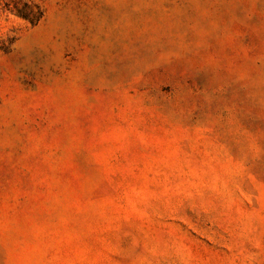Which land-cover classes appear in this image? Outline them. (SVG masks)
Instances as JSON below:
<instances>
[{
  "label": "rangeland",
  "instance_id": "rangeland-1",
  "mask_svg": "<svg viewBox=\"0 0 264 264\" xmlns=\"http://www.w3.org/2000/svg\"><path fill=\"white\" fill-rule=\"evenodd\" d=\"M0 264H264V0H0Z\"/></svg>",
  "mask_w": 264,
  "mask_h": 264
},
{
  "label": "trees",
  "instance_id": "trees-1",
  "mask_svg": "<svg viewBox=\"0 0 264 264\" xmlns=\"http://www.w3.org/2000/svg\"><path fill=\"white\" fill-rule=\"evenodd\" d=\"M41 16V15H40ZM40 16L36 17V21L40 18ZM28 18V16H26Z\"/></svg>",
  "mask_w": 264,
  "mask_h": 264
}]
</instances>
